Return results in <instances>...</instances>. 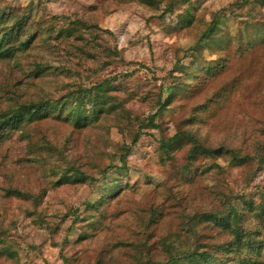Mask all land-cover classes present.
Segmentation results:
<instances>
[{
	"label": "rangeland",
	"instance_id": "rangeland-1",
	"mask_svg": "<svg viewBox=\"0 0 264 264\" xmlns=\"http://www.w3.org/2000/svg\"><path fill=\"white\" fill-rule=\"evenodd\" d=\"M0 15L14 26L17 19L21 38L34 35L32 52L0 59V111L10 103L4 91L17 86L63 101L79 87L108 81L110 90L131 97L132 117L118 122L105 112L80 129L50 116L0 127V239L7 240L0 264H88L98 256L126 262L118 241L133 236L149 205L160 212L147 228L157 244L177 239L195 209L218 203L213 186L241 190L252 162L239 168L220 158L215 168L209 157L191 161L186 137L174 133L199 103L205 106L193 127L207 144L244 137L248 122L264 129V0H0ZM214 16L213 38L197 42ZM244 26L248 40L237 32ZM38 60L47 61L46 73L31 83L29 67ZM148 113H155L152 125L133 120ZM172 135L167 156L160 141ZM14 187L27 194L8 195ZM243 191L236 205L248 213L247 203L262 200L264 166ZM34 202L40 216L28 213ZM192 223V240L207 241L216 230ZM259 226L263 234L264 221Z\"/></svg>",
	"mask_w": 264,
	"mask_h": 264
},
{
	"label": "trees",
	"instance_id": "trees-1",
	"mask_svg": "<svg viewBox=\"0 0 264 264\" xmlns=\"http://www.w3.org/2000/svg\"><path fill=\"white\" fill-rule=\"evenodd\" d=\"M245 2L246 0H241ZM15 26L10 23H5L0 15V59H10L18 52H26L34 49V35H29L26 38H21L23 34L21 25L15 19ZM259 22L251 25L252 30L259 28ZM218 27V21L214 16L203 29H200L197 42H208L213 38V33ZM250 30V29H249ZM240 33L241 39L244 38V33H247V26H244L237 31ZM230 43L229 41L227 44ZM47 61L38 60L35 64L29 67L32 75V82L36 78H40L46 73ZM108 81L97 82L89 87H79L72 94H68L66 98H50L43 99L37 95H32L30 92H21L17 86L11 92L10 89L5 90V94L10 96L7 98L10 103L0 111V127L7 124H16L23 121L39 119L41 117L50 116L64 122L70 123L74 128H84L91 123L97 122L103 117L105 112L113 113V116L118 122L125 121L128 123L131 120V107L128 102L131 97L127 94L120 96L116 90H110ZM169 94L164 98L163 105L169 102L174 93V88H169ZM110 91V92H109ZM205 103L194 104L191 108L187 127L177 131L174 134L184 135L188 142V158L193 161L198 156H205L213 159L214 167H218L220 158H227L230 163L237 167H247L251 162L254 167L246 175V179L241 180V190H233L229 187L223 190L221 185L213 186L212 193L218 197V203L212 202L207 207L201 205L195 209L191 217L186 216L184 223L179 228L175 238L180 240L178 249H175L174 241L157 240V244L151 241V237L147 235V228L155 225L158 222L159 210L156 207L149 205V213L142 217V220H135L136 226L133 227V236L120 237L118 243L125 248L128 254V260L121 259L113 261L112 257L98 256L95 261H90L88 264H264V233L262 234L260 223L264 221V197L261 193L262 200L258 202L257 207L252 203H247L248 213L246 209L239 211L236 205V200L241 199L243 190L250 184V180L254 178L258 170L264 166V129L257 126L252 127L250 122L245 124L244 137L218 143L214 146L205 143L199 131L194 129V122L204 108ZM134 115L133 120L142 122L147 120V124H153L155 113H148L145 116ZM131 143L137 139L138 133L132 134ZM161 149L167 156L174 152L175 144L173 135L160 141ZM129 146L124 148L118 156V161L121 164L126 162V156L129 151ZM190 174L188 171H184ZM76 173V172H75ZM201 173V170L199 171ZM162 186V184H159ZM163 186H165L163 184ZM177 186V185H176ZM243 191V192H242ZM8 195L23 197L26 195L23 190L17 187L7 190ZM189 195L185 193L179 198ZM36 195L34 196V201ZM102 210L101 205L96 206ZM253 213V218H249V213ZM29 214L40 216L37 202H34ZM43 219V218H42ZM261 221V222H260ZM186 222H195V225L203 224L206 228L212 223L216 230L208 236L207 241L192 240L188 233ZM192 223V224H193ZM3 233L5 228L1 227ZM1 230V231H2ZM0 231V237L1 236ZM180 231V232H179ZM136 236H135V235ZM183 235V238L181 237ZM214 234V236H213ZM211 237V239H209ZM183 239L187 240L184 244ZM7 240H1L0 244L4 247V252H7ZM5 244V245H4ZM166 248L168 251H165ZM162 250L158 252V250Z\"/></svg>",
	"mask_w": 264,
	"mask_h": 264
}]
</instances>
